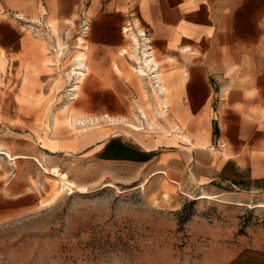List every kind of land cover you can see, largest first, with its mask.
Masks as SVG:
<instances>
[{"label":"crops","instance_id":"1","mask_svg":"<svg viewBox=\"0 0 264 264\" xmlns=\"http://www.w3.org/2000/svg\"><path fill=\"white\" fill-rule=\"evenodd\" d=\"M42 2L58 43V29L64 25L74 28V18L77 15L79 19L82 8L92 20L84 41L89 47L80 48L84 54L89 50L93 54L90 66L86 61L81 90L87 77L96 73L109 77L110 82L123 79L129 90L137 93L125 75L130 68L125 60L130 52L125 30L135 32L133 26L138 25L135 33L158 62L152 66L158 71V83L150 78L154 70L143 76L138 67L131 68L142 77V87L153 95L154 127L174 131L177 140L164 138L151 146L152 140L145 144L150 148L138 149L119 132L105 135L96 128L104 122L125 124L128 136L129 132L141 133L144 122L134 114L141 129L136 132L126 118H93L75 111L73 103L79 90L74 101L53 110L50 100L63 92L55 87L54 74L65 67L69 55L52 56L43 40L27 30L29 27L21 26L20 33L4 24L0 25V140L29 136L24 139L33 151L12 154L0 146V151L11 156L2 155L1 160L15 164L33 158L42 170L44 166L58 167L43 165L34 157L31 138H37V133L44 153L83 168L148 165L157 160L158 170L146 180L159 172L156 176H170L173 184L193 186L200 194L232 197L246 204L264 203V0H0V16L13 12L32 20L41 14ZM141 28L144 37L139 34ZM79 47L77 43L74 50ZM67 74L65 77L71 76ZM137 107L143 116L147 114L143 106ZM163 107L168 108L167 114ZM58 114L67 115V126H57ZM74 115L87 116L84 124H77L81 130L73 126ZM25 126L33 132L21 133ZM62 130L71 136L60 137ZM249 233L251 236L240 237V250L220 264H264V229Z\"/></svg>","mask_w":264,"mask_h":264},{"label":"rangeland","instance_id":"2","mask_svg":"<svg viewBox=\"0 0 264 264\" xmlns=\"http://www.w3.org/2000/svg\"><path fill=\"white\" fill-rule=\"evenodd\" d=\"M75 17L74 28L64 25L58 29L60 39L65 33L69 38L66 54L70 58L67 61L76 58L77 52H83L73 48L78 37L79 19L77 15ZM4 24L23 33L21 26L0 16V25ZM27 30L31 31V28ZM125 32L127 34V30ZM43 42L53 53L51 46ZM127 44L130 52L125 60L130 68L125 75L137 93L131 92L123 79L110 82L109 77L92 73L73 108L93 118L106 115L126 118L131 123L129 127L136 131L133 128L136 126L139 129L136 132H139L138 117L134 114L140 117L142 114L137 106H143L155 126L156 106L152 93L142 87V77L131 68L137 64L128 39ZM83 47H89V43ZM87 54L90 66L93 54L90 50ZM66 62L55 74L66 75L70 71ZM65 78L56 86L63 92L50 100L53 110L68 102L65 88L70 77ZM142 121L141 133L129 132V136L123 123L104 122L96 128H101L105 135L116 136L115 132H119L123 140L138 149L157 146L164 138H174V131L151 129L147 120ZM57 123L58 127L67 126V115L58 114ZM4 128L12 129L7 125ZM27 128L25 126L21 133L33 132ZM13 136L0 140V146L12 154L28 155L33 151L24 139L29 136ZM68 136H71L69 132L61 131L60 137ZM36 137L31 138L36 148L34 157L43 165L60 167L71 181L85 185L90 191L61 195L57 178L45 173L33 158L20 159L15 164L0 159V264H220L222 259L233 256L243 246L240 237L251 236L249 230L264 229V209L216 200H193L189 196H197L200 190L175 185L170 182V176H155L145 189L137 188L158 170L157 160L148 165H101L88 169L71 160L44 153L37 133ZM152 140L153 145H145ZM106 183H114L117 188H103ZM220 199L240 202L232 197Z\"/></svg>","mask_w":264,"mask_h":264},{"label":"bare ground","instance_id":"3","mask_svg":"<svg viewBox=\"0 0 264 264\" xmlns=\"http://www.w3.org/2000/svg\"><path fill=\"white\" fill-rule=\"evenodd\" d=\"M40 11H42V5H40ZM48 17H49V11H48ZM32 20H34V18ZM47 22H48L49 26L51 27V30H52L53 34L56 37L57 48H61L62 44L61 43H58L56 32L54 31V29L52 28V26L50 25V23H49L48 20H47ZM136 26L138 28V25H136ZM141 29L139 30V34L142 37H144L145 34L143 32V29L142 30ZM126 36L131 41V43L133 44V47H134L133 48V52H132V57L137 60V64H138L137 70L143 76H148L149 73L152 70H154L152 66L154 65L156 67V64L158 62H156L155 58L150 57V55H149L150 52L148 51L149 50L148 49V46L147 45H142V43L140 42L139 36L133 30H130L128 28L127 29ZM84 41H86V39L84 37H79L77 39L76 42L78 43V45H80V47L78 49H76L77 51H81L82 50L81 47H83V44H85ZM80 48H81V50H80ZM48 50H49V48H48ZM50 54L52 56H56V55L57 56H60L59 54H53L51 52H50ZM87 55L88 54H86V53L84 54L83 52H79L77 54L76 58L72 57L71 60L66 65L68 68H70V71L68 72V74L71 75L70 76V79H68V84H70V82H74L75 81V88H76L77 91L79 90V92L81 90V83L83 82V81L80 82V80L82 79V77L84 76V74H86V72H85L86 71V61L88 60L87 59ZM55 66H57V64H55ZM2 67H3V65H1V62H0V71H1V68ZM83 67H85L84 70L82 69ZM64 74L65 73L58 72L56 75H54V82L56 84L55 87L60 83V80L62 78H65V75ZM151 74L152 75H151L150 78H152L154 80V83L157 84L158 81H159L158 71L157 70H154V72L152 71ZM65 80H66V78H65ZM76 94H75V98H76ZM75 98H74V100H75ZM68 102H72V101H68ZM162 110H163V113L164 114H167V112H168V108L167 107H163ZM73 117H74V119L72 121H73V126H74L75 129H77V124H80V123L85 122L86 121V118H87V116H76V115H74ZM155 117H156V115H155ZM76 119H79L78 120L79 122ZM141 119H145V120L147 119L148 120L147 122H149L148 125L151 128H153L155 126V125H153V123L151 122V120L149 119V117H148L147 114H144V116L142 115ZM109 120H110V118H109ZM129 126H130V124H129ZM133 128L136 131L139 130L136 126H133ZM77 130H81V129H77ZM2 155L3 156H7V157H9L11 159V156H10L9 152H6L5 153V152L0 151V156H2ZM43 170H44L45 173L50 174V175H52V176H54V177L57 178L56 183L58 184V192H60L59 194H61V195L63 193H65V192H68L69 194H74V193H88L90 191L89 188L84 187V186H78L76 183H74L73 181H71L70 178H69V176H68V174L67 173H63L59 167H54L52 169H48V168H46L44 166L43 167ZM158 173H155V174H153L150 177L152 178L153 176H156ZM148 182H149V180L144 181L137 188L145 189V187L147 186ZM106 187L117 188L114 183H106V184H104L103 188H106ZM189 197H191V199L196 200V201H201V200H216V201L223 202V203L235 204V205L241 206V207H248L250 209H264V203H258V204H254V205H250V204H246V203H242V202H236V203H234V202H228V201L221 200L220 198L213 197V196L208 195V194H200V195H197L195 197H193V196H189Z\"/></svg>","mask_w":264,"mask_h":264},{"label":"built area","instance_id":"4","mask_svg":"<svg viewBox=\"0 0 264 264\" xmlns=\"http://www.w3.org/2000/svg\"><path fill=\"white\" fill-rule=\"evenodd\" d=\"M41 5H42L41 14L34 20H28L22 16H19L17 13H13V12H7L5 16L11 21L18 24L19 26L31 28V31L35 35V37L45 41L51 46L53 54H59L60 56H62L63 54L66 55L69 49V44H68L69 38L67 36V33H65L64 36H62L61 48H57L56 37L53 34L51 27L47 22L48 11L44 6L43 2L41 3ZM91 28H92V20L90 19L87 9L82 8L79 13L78 33H77L78 37L76 39H78L79 37L87 38V36L91 31ZM82 69L84 70L85 67H83ZM65 89H66L65 91L66 98L68 99V101H73L75 98V94L78 92L75 88V81L70 82V84H68Z\"/></svg>","mask_w":264,"mask_h":264}]
</instances>
